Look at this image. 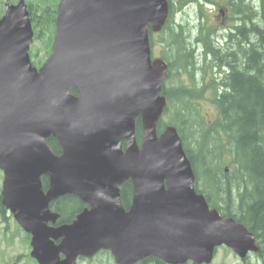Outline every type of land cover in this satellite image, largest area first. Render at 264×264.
Listing matches in <instances>:
<instances>
[{
    "label": "water",
    "instance_id": "1",
    "mask_svg": "<svg viewBox=\"0 0 264 264\" xmlns=\"http://www.w3.org/2000/svg\"><path fill=\"white\" fill-rule=\"evenodd\" d=\"M167 11L166 0H59L51 55L36 71L28 56L33 33L26 8L22 1L5 7L2 205L32 234V256L39 264H72L98 250H109L116 264L148 257L166 264H209L221 245L241 259L258 250L251 232L209 210L195 192L175 128L157 135L167 66L151 61L147 29L159 31ZM50 136L58 141L59 155L46 143ZM42 176L48 180L46 192ZM128 180L133 196L125 211L119 188ZM66 194L91 210L68 226L48 228L56 219L49 203ZM49 239L61 241L56 247Z\"/></svg>",
    "mask_w": 264,
    "mask_h": 264
},
{
    "label": "trees",
    "instance_id": "2",
    "mask_svg": "<svg viewBox=\"0 0 264 264\" xmlns=\"http://www.w3.org/2000/svg\"><path fill=\"white\" fill-rule=\"evenodd\" d=\"M28 3L35 37L41 38L46 32L50 42L57 0L40 1V12L31 1ZM181 3L178 1L179 5ZM243 3L244 0H232L231 13L240 23L239 35L231 36L228 45L220 42V48L214 44V31L208 29L210 33H207L201 29L203 38H199L201 43L198 44L201 55H195L193 45H190L188 27L178 25L180 30L175 28L177 25L170 13L168 24L169 28H175V39L167 46L171 56L169 50L173 52V58L166 60L171 70L168 79L186 74L192 80L200 76L202 82L195 81L199 84L197 89L193 83L190 88L172 82L171 93L163 90L174 117L167 123L160 122L158 131L167 125L176 128L196 177V192L204 194L208 206L217 209L223 218H232L254 233L259 251L253 253L252 258L242 259V264H264V0L259 3L261 16L252 14L250 4L245 6ZM164 29H168V25ZM235 37L238 40L235 41ZM210 55L215 62L208 60L211 63L207 66ZM213 63L219 70L225 67L230 70L219 81L210 71ZM205 75L207 85L203 83ZM207 91L217 113L212 125L197 117L199 102ZM187 130L192 131L187 134ZM140 136L138 123L137 139ZM48 144L55 154L60 153L55 140L50 139ZM224 156L230 158L228 167L231 171L226 167L228 174L222 169ZM130 196L131 184L126 182L121 187L125 208ZM81 206L76 197L66 195L58 199L53 209L60 214V222L69 223L81 211ZM137 264L165 263L148 257Z\"/></svg>",
    "mask_w": 264,
    "mask_h": 264
},
{
    "label": "rangeland",
    "instance_id": "3",
    "mask_svg": "<svg viewBox=\"0 0 264 264\" xmlns=\"http://www.w3.org/2000/svg\"><path fill=\"white\" fill-rule=\"evenodd\" d=\"M5 1L6 0H0V9L3 8ZM11 1H17V0H10V2ZM33 1L37 5V3H39L42 0H33ZM44 1L47 2L51 0H44ZM174 1L175 0L171 1L173 8H174ZM215 1L221 2L220 7L224 5V0H215ZM247 4H250L251 6L250 9H251L252 14H257V16L262 15V10L259 4L252 2V1L244 0L243 5L246 6ZM217 10H218L217 8L214 9L212 6H204L200 13L198 6L196 4H191V5L185 6L182 9L181 14L175 16V21L177 25L175 28L179 29L180 26L188 27L189 32H190V36H189L190 45L191 46L193 45L194 50L201 49L200 46H198V44L201 43V41H199V38L202 36V34L200 33V31L198 32L196 29V26L198 25L199 20L202 23H206L207 25L213 26L215 29H220L221 33H223V31L227 29V27L229 26V20L227 18L224 20V22L220 21L218 14H216ZM170 35L168 37H164V40L166 41V43L171 42L169 40ZM236 35L238 36V34ZM162 37L163 35H161V38ZM231 39H234V37H232ZM155 40L156 42L153 46L154 49L152 51V55L154 57L157 55V57L159 58L162 54V50L160 48V45H158L157 43V38ZM173 40H174V37H173ZM236 40H238L237 37H235V41ZM214 42L216 46L220 47V44L217 41L214 40ZM46 43L48 44V38L45 32L43 36H41V38L35 41L33 44L34 50L37 51V60H40V62L38 63H42L46 59L45 57L46 52H47ZM229 43H230V40L228 44ZM169 51L171 52L172 58H173V52L171 50ZM232 51L234 52V50ZM209 60H212V62H215V59L214 57H212V55L209 56ZM238 68H242V67L239 66ZM224 69H226L229 73L230 70L228 69V67H225ZM224 69H221L220 71H217V70L213 71L214 79L220 76L223 77V75L227 73ZM220 72L222 74H219ZM179 79H180L181 84L187 85V86L189 85V82L185 77H181ZM172 82L177 83V79L175 78V79H171L167 81L165 83L166 90L168 89L171 90L173 88L171 85ZM167 92L171 93L172 91H167ZM203 97H204L203 100L199 102V113L197 114V117L202 119L205 122V124L208 123L212 125V123L215 122L217 118V113L211 103V100H210L211 95L209 94L203 95ZM171 117H174V111L172 108L168 111L167 116H163L164 123H167L171 119ZM190 131L187 130V134H189ZM221 164H222V169L224 170V168L230 166V158L228 156H224L222 158ZM228 168H229V171H231V167H228ZM1 182H2V176L0 174V186H1ZM4 229H5L4 226L0 225V264H7V263L13 264V262H15V257L17 255H21L25 253V251L27 250L26 245L24 243L23 236H21V234L15 230V227H13L11 223H10V226L7 228L6 232L4 231ZM20 259H21L20 262L19 263L15 262V264H31L26 259H23V257ZM80 264H114V263L111 257L108 256L107 253H100L92 260L82 261L80 262ZM211 264H242V262L230 250L226 249L225 247H220L217 249L214 260Z\"/></svg>",
    "mask_w": 264,
    "mask_h": 264
},
{
    "label": "flooded vegetation",
    "instance_id": "4",
    "mask_svg": "<svg viewBox=\"0 0 264 264\" xmlns=\"http://www.w3.org/2000/svg\"><path fill=\"white\" fill-rule=\"evenodd\" d=\"M244 33H245V31H244ZM238 35H239V33H237ZM243 34V33H242ZM79 201V200H78ZM80 202V201H79ZM80 204L82 205L81 207H82V209L81 210H83V208L85 207L81 202H80Z\"/></svg>",
    "mask_w": 264,
    "mask_h": 264
},
{
    "label": "bare ground",
    "instance_id": "5",
    "mask_svg": "<svg viewBox=\"0 0 264 264\" xmlns=\"http://www.w3.org/2000/svg\"><path fill=\"white\" fill-rule=\"evenodd\" d=\"M138 121V119H135V125H136V122Z\"/></svg>",
    "mask_w": 264,
    "mask_h": 264
}]
</instances>
